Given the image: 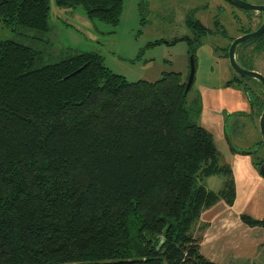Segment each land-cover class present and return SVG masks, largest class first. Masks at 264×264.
<instances>
[{"label": "trees", "instance_id": "1", "mask_svg": "<svg viewBox=\"0 0 264 264\" xmlns=\"http://www.w3.org/2000/svg\"><path fill=\"white\" fill-rule=\"evenodd\" d=\"M123 1L0 0V26L46 34L52 4L115 26ZM191 12L193 36L167 43L185 41L194 58L212 29ZM242 47L236 61L253 69ZM40 59L0 38V264H217L190 231L217 201L233 204L234 179L198 120L202 102L186 105L187 78L127 81L98 52L68 47ZM214 175L225 177L217 191L202 183Z\"/></svg>", "mask_w": 264, "mask_h": 264}, {"label": "rangeland", "instance_id": "2", "mask_svg": "<svg viewBox=\"0 0 264 264\" xmlns=\"http://www.w3.org/2000/svg\"><path fill=\"white\" fill-rule=\"evenodd\" d=\"M188 12L207 28H211L213 22L218 19L232 36L237 34L239 27L234 18L243 13L226 0H124L117 25L96 21L93 22L94 26L88 21L81 7L71 10L52 4L49 20L51 30L48 33L41 34L29 29L18 27L8 29L0 26V38L21 41L41 50L40 63L59 59L64 48L68 47L73 51L98 52L104 64L127 81H155L167 72H177L182 80H186L189 73V46L183 40L167 42L183 35L193 36L194 33L185 25V16ZM46 39L51 46L44 43ZM158 40L163 42L152 45ZM229 41L230 38H222L216 34H207L202 39L200 49L194 52V78L187 94V106H191L194 99L201 101L200 90L196 88L198 81L211 82L216 79L215 72L218 71L219 63L214 62L208 50L214 49L218 55L225 56L223 54L227 51ZM255 65L258 69H264L261 59ZM226 67L233 74L236 73L229 62L226 63ZM212 73L214 75H211ZM236 116L240 117L235 121L231 117L226 123L225 134L228 143L237 149L259 151L247 154L232 153L233 157L229 156L230 165L236 172L241 173L239 178L244 181L245 192L251 191L253 195L259 193L263 196L264 190L260 180H264V177L252 180L251 172L247 168L250 164L259 172L257 162L264 154V148L258 147V141L261 140L258 119L255 114ZM198 120L200 122V118ZM219 152L221 161H225L228 153L221 147ZM224 181V176L214 175L205 178L202 183L207 189L217 191L222 188ZM239 201V206L245 207L243 212L251 217L253 213L257 215L260 211L253 197L248 199L245 194ZM234 264H264V254L260 259L243 260L242 263Z\"/></svg>", "mask_w": 264, "mask_h": 264}, {"label": "crops", "instance_id": "3", "mask_svg": "<svg viewBox=\"0 0 264 264\" xmlns=\"http://www.w3.org/2000/svg\"><path fill=\"white\" fill-rule=\"evenodd\" d=\"M217 53L216 50L214 52V49L208 50V54L213 56L214 62L219 63L218 71L215 72L216 79L211 82L200 80L196 84L202 100L200 124L212 133L217 149L219 150L221 147L224 152L228 153L225 162L229 164L234 177L235 199L232 205L219 200L210 208L203 210L191 226V233L194 238H199L200 252L207 259L217 264H234L242 263L243 260L260 259L264 254V227L261 225L249 226L242 222L240 214H246L243 212L245 207L239 206V199L245 194L248 199L255 198L260 214L253 213L252 216L256 219H263L264 194L261 196L259 193L253 195L251 191L245 192L244 181L239 178L241 173L236 172L230 165L231 158L229 159V156L233 157V155L227 149L224 141L222 111L248 112L249 104L242 90L223 86L232 72L226 67L228 61ZM247 168L251 172L252 180L261 179L260 174L253 166L248 164ZM260 181L264 190V180Z\"/></svg>", "mask_w": 264, "mask_h": 264}, {"label": "flooded vegetation", "instance_id": "4", "mask_svg": "<svg viewBox=\"0 0 264 264\" xmlns=\"http://www.w3.org/2000/svg\"><path fill=\"white\" fill-rule=\"evenodd\" d=\"M240 1L247 3L248 5L259 6L260 9H245V8L234 5L235 7L239 8L240 11L243 12L242 14H240L239 17L235 16L234 18L235 23L239 26L237 34L234 36L229 35L224 25L218 19L213 22V26L210 28L212 29V31L208 33L209 35H212V34L219 35L222 38H230L227 51L233 39H235L236 37L243 36L245 34H249V33L256 31L264 22V0H240ZM240 44H243V47L241 49L243 53V58L247 59L248 56L250 58L252 57L251 59H252L253 69H250V70H255L264 76V73H262L264 72V69H261V68L258 69L255 65V63H257V61L261 59L262 66H264V29L260 34L256 35L255 37L249 38L241 42ZM256 45L261 46V47L258 48L257 50H254V47ZM223 57L224 59L228 61L226 55ZM235 58H236V54H235ZM254 61L256 62L254 63ZM242 67L246 68L245 66H242ZM231 80H232L231 84H228V82ZM223 86L226 88H232V89L234 88V89L242 90L249 104L248 112H245V111H234L233 112L229 110L222 111V117H223L222 132H223L224 141L226 143V147L229 150V152L236 153L233 150L232 145L228 143L227 135L225 134L226 123H228V121L231 120V117H233L234 121L238 119V117L240 116H236V114L240 115V114H246V113L249 115L255 114L259 122V119H260V116H261V113L264 107V86L258 79L253 78V77L240 76L237 72L234 74L232 73L230 78L223 84ZM250 100L252 103L250 102ZM258 147L264 148L262 136H261V140L258 141ZM256 151H259V149H253V152H256ZM262 163H264V154L261 160L259 161V166Z\"/></svg>", "mask_w": 264, "mask_h": 264}, {"label": "water", "instance_id": "5", "mask_svg": "<svg viewBox=\"0 0 264 264\" xmlns=\"http://www.w3.org/2000/svg\"><path fill=\"white\" fill-rule=\"evenodd\" d=\"M229 1L230 3H232L233 5H236L238 7H242L245 9H260L259 6H254V5H248L247 3H244L240 0H226ZM264 29V22L263 24L254 32L249 33V34H245L243 36H239L236 37L235 39H233V41L231 42V44L229 45L228 51H227V59L229 62L230 67L237 72L240 76H244V77H253L258 79L264 86V76L262 74H260L259 72L255 71V70H250V69H246L244 67H242L235 58V49L236 46L249 39L252 37H255L256 35L260 34ZM193 78H194V60H193V56L190 55L189 57V73L187 75V80L184 86V90H183V94L185 95L188 91V89L192 86L193 84ZM259 128H260V132H261V136H262V141L264 144V107L259 119ZM233 150L236 153H240V154H247V153H251L253 152V150L249 149V150H243V149H237L235 147H233ZM259 174L264 177V163L260 164L259 166Z\"/></svg>", "mask_w": 264, "mask_h": 264}]
</instances>
